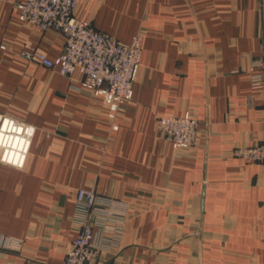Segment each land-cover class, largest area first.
<instances>
[{"label": "crops", "instance_id": "obj_1", "mask_svg": "<svg viewBox=\"0 0 264 264\" xmlns=\"http://www.w3.org/2000/svg\"><path fill=\"white\" fill-rule=\"evenodd\" d=\"M19 16L0 0V114L37 131L23 169L0 164V264H63L80 188L123 207L102 262L264 264V163L235 155L264 144V89L251 83L264 0H81L74 16L95 30L123 44L146 35L134 99L115 121L79 75L18 58L25 45L51 59L64 48ZM188 110L199 145L175 150L156 118Z\"/></svg>", "mask_w": 264, "mask_h": 264}, {"label": "built area", "instance_id": "obj_2", "mask_svg": "<svg viewBox=\"0 0 264 264\" xmlns=\"http://www.w3.org/2000/svg\"><path fill=\"white\" fill-rule=\"evenodd\" d=\"M80 1L15 0L21 22L64 39L63 52L55 59L30 45L20 50L18 58L63 77L79 75L84 88L104 99L108 117L115 121L120 109L134 99L146 35L140 31L129 44L120 43L74 16ZM1 49L6 50V47ZM251 83L255 90L264 89V43L261 58L253 64ZM156 128L175 150L189 151L199 145L200 121L194 110L181 116H159ZM113 130L118 131L119 125L114 124ZM36 131L32 125L0 114V164L23 169ZM235 155L263 164L264 144L238 148ZM75 204L79 229L63 264H107L100 261L101 255L111 253L118 246L124 231L121 203L102 197L93 189L80 188L75 194Z\"/></svg>", "mask_w": 264, "mask_h": 264}]
</instances>
